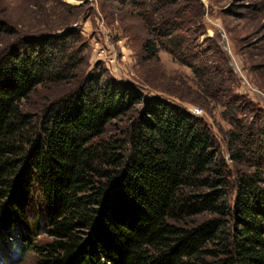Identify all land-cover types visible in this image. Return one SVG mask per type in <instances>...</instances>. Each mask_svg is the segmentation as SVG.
<instances>
[{
  "label": "trees",
  "instance_id": "obj_1",
  "mask_svg": "<svg viewBox=\"0 0 264 264\" xmlns=\"http://www.w3.org/2000/svg\"><path fill=\"white\" fill-rule=\"evenodd\" d=\"M120 1L146 26L143 61L167 51L196 79L180 98L224 108L230 165L203 116L104 73L40 116L26 110L38 86L79 66L73 31L26 38L0 53V241L33 248L36 264H264V111L230 99L225 68L195 40L199 0L192 12L188 0ZM232 7L241 17L264 10ZM11 32L0 20V34ZM114 120L127 123L123 135H108ZM35 183L43 244L28 218Z\"/></svg>",
  "mask_w": 264,
  "mask_h": 264
},
{
  "label": "rangeland",
  "instance_id": "obj_2",
  "mask_svg": "<svg viewBox=\"0 0 264 264\" xmlns=\"http://www.w3.org/2000/svg\"><path fill=\"white\" fill-rule=\"evenodd\" d=\"M199 1L204 9L203 24L195 40L209 51L212 63L225 68L224 76L231 80L230 99L238 103L245 99L251 107L264 111V68L257 69V65L264 64V10L255 17L232 12L234 2L264 5V0ZM194 3L186 2L188 11H193ZM0 20L13 28L11 33L0 34V53L26 38L44 34L71 30L78 40L73 51L78 68L64 81L38 86L25 100L26 110L40 116L48 103L74 92L92 74L104 73L137 87L146 97H163L190 111L199 108L197 115L210 126L221 157L230 165L224 138L232 126L222 117L224 108L214 107L213 103L206 109L182 100L184 89L194 83V73L167 51H159L156 61H143L148 34L132 7L120 0H0ZM126 125L124 120H114L108 135H123ZM28 218L36 244L49 241L45 198L38 183L33 187ZM0 264H36V252L26 244L1 240Z\"/></svg>",
  "mask_w": 264,
  "mask_h": 264
},
{
  "label": "built area",
  "instance_id": "obj_3",
  "mask_svg": "<svg viewBox=\"0 0 264 264\" xmlns=\"http://www.w3.org/2000/svg\"><path fill=\"white\" fill-rule=\"evenodd\" d=\"M191 111H192L194 114H199L201 110H200L199 108H193V109H191Z\"/></svg>",
  "mask_w": 264,
  "mask_h": 264
}]
</instances>
